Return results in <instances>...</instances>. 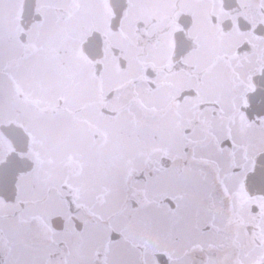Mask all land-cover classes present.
Returning <instances> with one entry per match:
<instances>
[{
	"label": "flooded vegetation",
	"instance_id": "flooded-vegetation-1",
	"mask_svg": "<svg viewBox=\"0 0 264 264\" xmlns=\"http://www.w3.org/2000/svg\"><path fill=\"white\" fill-rule=\"evenodd\" d=\"M262 155L264 0H0V264H264Z\"/></svg>",
	"mask_w": 264,
	"mask_h": 264
},
{
	"label": "rangeland",
	"instance_id": "rangeland-1",
	"mask_svg": "<svg viewBox=\"0 0 264 264\" xmlns=\"http://www.w3.org/2000/svg\"><path fill=\"white\" fill-rule=\"evenodd\" d=\"M111 68H113V66H111ZM55 90H57V88H55ZM139 118H140V122H138L137 126H133L130 124V160H133L134 163H132L131 165L135 167H141L144 163L143 162L144 159L143 157L139 159V155L137 154L138 149H136L134 153V150L132 151L131 147L135 145L136 142H144V141H150L152 145H155L159 142L160 139L157 136H155V135H159L160 133L156 132L155 129H152V124H154V122L151 123V120L150 121L146 120L144 117H139ZM146 121H149L151 123L149 127H147L148 124L146 123ZM148 137H150V139H148ZM158 213H159L158 209L155 208L151 209L150 211V215H156L155 216L156 219H159ZM141 216H144L143 213H140V216L138 218L136 217L135 221L141 219ZM148 233H150L148 230L142 231V234H148Z\"/></svg>",
	"mask_w": 264,
	"mask_h": 264
},
{
	"label": "water",
	"instance_id": "water-1",
	"mask_svg": "<svg viewBox=\"0 0 264 264\" xmlns=\"http://www.w3.org/2000/svg\"><path fill=\"white\" fill-rule=\"evenodd\" d=\"M251 178L247 181V187L264 192V155L259 158Z\"/></svg>",
	"mask_w": 264,
	"mask_h": 264
}]
</instances>
